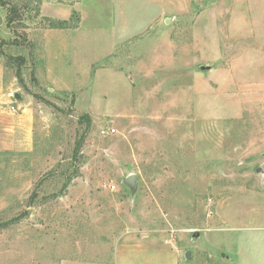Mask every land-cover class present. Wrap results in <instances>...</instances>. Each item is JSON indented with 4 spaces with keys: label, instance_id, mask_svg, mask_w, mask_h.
<instances>
[{
    "label": "rangeland",
    "instance_id": "1",
    "mask_svg": "<svg viewBox=\"0 0 264 264\" xmlns=\"http://www.w3.org/2000/svg\"><path fill=\"white\" fill-rule=\"evenodd\" d=\"M50 1L0 0L31 104L0 161V264H105L129 237L227 264L264 232V0L78 1L44 56Z\"/></svg>",
    "mask_w": 264,
    "mask_h": 264
},
{
    "label": "crops",
    "instance_id": "2",
    "mask_svg": "<svg viewBox=\"0 0 264 264\" xmlns=\"http://www.w3.org/2000/svg\"><path fill=\"white\" fill-rule=\"evenodd\" d=\"M78 1L83 0H51L53 12L47 14L44 9L43 11L46 17L69 20ZM64 3H66L65 6H63ZM81 29L82 26L43 29L41 41L44 56H46V50L49 51L54 47L53 44H59L61 48L69 32H77ZM28 34L30 36L31 33ZM0 37L5 40L13 38L6 23L0 27ZM46 66L47 69L50 67L48 64ZM20 88L19 77L13 68L0 62V161L5 156L20 154L22 148H26L24 138L31 134V104L29 100L23 98ZM16 94L21 97V100L15 99ZM12 105L15 106V110H12ZM123 236L126 237L125 234ZM159 245L156 242L139 243L133 240V237L132 239L129 237L125 242L115 243L113 258L105 264H180L175 254L165 252V247L162 245L160 250ZM234 253L235 256L227 254V264H264V232L262 230L251 234L242 232Z\"/></svg>",
    "mask_w": 264,
    "mask_h": 264
},
{
    "label": "trees",
    "instance_id": "3",
    "mask_svg": "<svg viewBox=\"0 0 264 264\" xmlns=\"http://www.w3.org/2000/svg\"><path fill=\"white\" fill-rule=\"evenodd\" d=\"M2 3V2H1ZM14 11H15V9H14ZM12 22H13V20L11 19V18H8V20H7V25L9 26V28L11 29V30H13V31H15L14 29H13V27H12ZM49 22H50V27H52V28H68L69 27V22H70V20H59V19H50L49 18ZM16 32V31H15ZM16 39H17V37L16 36H14V39H13V41H10V43L11 44H18L17 43V41H16ZM12 60H16V59H20L21 61H23L24 59H23V57H10ZM19 74H20V72L19 71H17V76L19 77Z\"/></svg>",
    "mask_w": 264,
    "mask_h": 264
},
{
    "label": "water",
    "instance_id": "4",
    "mask_svg": "<svg viewBox=\"0 0 264 264\" xmlns=\"http://www.w3.org/2000/svg\"><path fill=\"white\" fill-rule=\"evenodd\" d=\"M167 22H169L168 19H167ZM14 97H15V99H18V100L21 99V97L18 94H16ZM135 181H136V178L134 175H130L129 177L126 178V183H128L131 187H135V185H136ZM194 236H199V233H195ZM190 256H191L190 251H187L186 257L190 258Z\"/></svg>",
    "mask_w": 264,
    "mask_h": 264
},
{
    "label": "built area",
    "instance_id": "5",
    "mask_svg": "<svg viewBox=\"0 0 264 264\" xmlns=\"http://www.w3.org/2000/svg\"><path fill=\"white\" fill-rule=\"evenodd\" d=\"M11 108L14 110L15 109V106L14 105H12L11 106ZM116 132V129L115 128H108V129H102L101 131H100V133H101V135H103V136H106V135H111V134H114Z\"/></svg>",
    "mask_w": 264,
    "mask_h": 264
}]
</instances>
